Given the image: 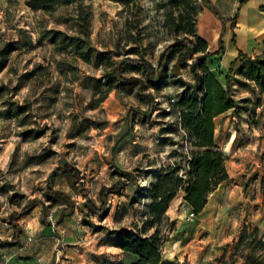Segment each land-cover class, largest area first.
I'll use <instances>...</instances> for the list:
<instances>
[{
	"label": "rangeland",
	"instance_id": "1",
	"mask_svg": "<svg viewBox=\"0 0 264 264\" xmlns=\"http://www.w3.org/2000/svg\"><path fill=\"white\" fill-rule=\"evenodd\" d=\"M80 4L87 28L76 20V2L35 8L33 0H0V264H128L118 244L144 220L156 175L167 166L183 175L188 167L192 146L170 104L184 81L193 82L191 59L181 77L170 60L159 81L129 65L121 74L130 83L113 81L98 101L126 56L156 64L177 36L167 19L178 11L168 0ZM193 4L199 15L203 2ZM243 59L223 67L219 57L205 59L223 85L228 74L238 102L214 118L228 179L197 215L183 190L176 193L162 226L161 264H264V93L239 73ZM188 94L198 95L192 88ZM64 164L79 179H50ZM104 185L119 191L97 213L91 202L99 205ZM52 190L62 196L50 197Z\"/></svg>",
	"mask_w": 264,
	"mask_h": 264
},
{
	"label": "trees",
	"instance_id": "2",
	"mask_svg": "<svg viewBox=\"0 0 264 264\" xmlns=\"http://www.w3.org/2000/svg\"><path fill=\"white\" fill-rule=\"evenodd\" d=\"M130 8L139 0H112ZM203 5L210 9L214 15L224 22L217 9L209 0H201ZM76 2V20L79 27L88 26V17L83 15L80 8L82 0H33L35 8L46 7L52 4H68ZM168 3L176 8L178 15H169L167 22L175 27L177 36L167 44L159 53L156 64L143 57L126 56L111 69V83L106 87L104 94L99 98L101 102L106 94L112 90V82L120 84L130 83V78L122 76L121 72L129 65L136 66L145 71L147 80L159 81L163 78L168 68V62L174 59L170 66L173 75H180L181 66L188 60L193 82L184 81V91L181 97L171 103V107L178 110V118L181 128L184 130L189 143L192 146L191 156L186 172L182 175L177 166H167L160 170L151 184L147 212L140 226L134 225V232L122 234L119 248L132 259L128 264H161V248L167 236L162 233V226L167 221L166 210L170 201L179 190L184 192V201L190 207L192 214H199L206 202L208 195L214 191L220 183L228 179V173L224 166L225 155L214 142V118L230 109L238 107V102L233 98L227 81L223 85L216 79L206 65L205 59L210 56L219 57L223 50L222 32L218 38V47L214 51L208 50V43L197 34V10L193 0H168ZM81 9V10H80ZM201 9H199V12ZM87 31V29H86ZM182 31V34L179 32ZM83 59L88 56L79 53ZM195 55L194 57H192ZM243 62L239 65V73L246 79L256 82L258 88L264 93V51L260 54L249 56L239 52ZM192 57V58H191ZM195 89L197 96L188 94L189 89ZM260 130H264V124ZM79 171L69 164L57 167L50 175L54 179L57 175L72 176L76 179ZM128 176V172H122ZM126 183L120 185L123 187ZM119 187L104 185L100 188L98 197L99 205L91 202L92 209L97 213L106 210V200L109 193H116ZM50 197H61L59 191H49ZM42 212L45 213L44 207ZM152 230L149 234L147 231ZM248 234L244 228L240 233V244ZM16 237V236H15Z\"/></svg>",
	"mask_w": 264,
	"mask_h": 264
},
{
	"label": "crops",
	"instance_id": "3",
	"mask_svg": "<svg viewBox=\"0 0 264 264\" xmlns=\"http://www.w3.org/2000/svg\"><path fill=\"white\" fill-rule=\"evenodd\" d=\"M209 1L224 22L204 6L198 15L197 34L207 43V38L214 39L208 43V50L214 51L222 32L224 50L219 56L222 67L229 65L239 52L253 56L264 51V0ZM207 29L209 33L206 32Z\"/></svg>",
	"mask_w": 264,
	"mask_h": 264
},
{
	"label": "built area",
	"instance_id": "4",
	"mask_svg": "<svg viewBox=\"0 0 264 264\" xmlns=\"http://www.w3.org/2000/svg\"><path fill=\"white\" fill-rule=\"evenodd\" d=\"M191 215H193V214L191 213Z\"/></svg>",
	"mask_w": 264,
	"mask_h": 264
}]
</instances>
